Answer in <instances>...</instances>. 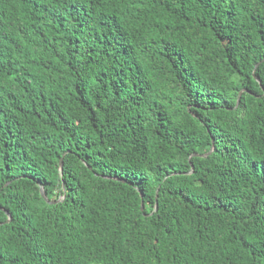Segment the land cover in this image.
Returning a JSON list of instances; mask_svg holds the SVG:
<instances>
[{"label":"trees","instance_id":"trees-1","mask_svg":"<svg viewBox=\"0 0 264 264\" xmlns=\"http://www.w3.org/2000/svg\"><path fill=\"white\" fill-rule=\"evenodd\" d=\"M0 264H264V0H0Z\"/></svg>","mask_w":264,"mask_h":264},{"label":"water","instance_id":"water-1","mask_svg":"<svg viewBox=\"0 0 264 264\" xmlns=\"http://www.w3.org/2000/svg\"><path fill=\"white\" fill-rule=\"evenodd\" d=\"M242 92H243V91H242ZM242 92L240 93L238 103L240 102V98H241ZM63 165H64V159H63V157H62V159H61V161H60L61 171H62V169H63ZM192 170H193V169H192ZM42 195H43V197L47 200V197H46V194H45L44 190H42ZM47 201H48V200H47ZM142 208H144V205H143ZM9 221H10V220H9Z\"/></svg>","mask_w":264,"mask_h":264}]
</instances>
